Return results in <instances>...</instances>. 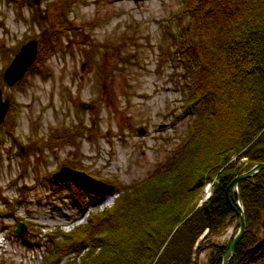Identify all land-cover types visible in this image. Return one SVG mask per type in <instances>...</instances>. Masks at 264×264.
<instances>
[{
	"label": "rangeland",
	"instance_id": "rangeland-1",
	"mask_svg": "<svg viewBox=\"0 0 264 264\" xmlns=\"http://www.w3.org/2000/svg\"><path fill=\"white\" fill-rule=\"evenodd\" d=\"M182 2L40 0L37 6L0 0V87L10 100L0 123V227L27 223L26 234L8 243L4 263L24 264L29 257L27 264H40L59 237L50 231L85 223L88 210L112 203L115 195L107 193L81 208L76 184L52 179L62 165L130 183L150 173L186 133L194 114H180L188 87L173 42L174 31L188 20L177 17ZM31 38L38 41L36 59L9 85L3 72ZM211 184L203 186L200 202ZM83 192L87 200L90 192ZM238 220L205 230L200 243L227 244ZM81 244L84 254L89 245ZM210 249L193 256L206 264Z\"/></svg>",
	"mask_w": 264,
	"mask_h": 264
},
{
	"label": "trees",
	"instance_id": "trees-1",
	"mask_svg": "<svg viewBox=\"0 0 264 264\" xmlns=\"http://www.w3.org/2000/svg\"><path fill=\"white\" fill-rule=\"evenodd\" d=\"M177 14L188 17L173 35L188 87L180 114H194L186 133L146 176L111 179L113 203L60 229L41 264L80 252L82 241L87 252L65 264H201L193 253L207 247L206 264H221L226 244L198 238L238 218L225 188L264 162V0H183ZM210 181L212 192L200 202ZM75 187L81 208L100 197L85 200ZM238 190L245 230L228 264H264V168L240 179Z\"/></svg>",
	"mask_w": 264,
	"mask_h": 264
},
{
	"label": "water",
	"instance_id": "water-1",
	"mask_svg": "<svg viewBox=\"0 0 264 264\" xmlns=\"http://www.w3.org/2000/svg\"><path fill=\"white\" fill-rule=\"evenodd\" d=\"M30 1L37 6L40 5V0ZM37 51L38 41L36 38H31L24 42L4 70L3 78L5 82L11 85L20 79L26 72L27 68L34 62ZM9 105L10 100L8 97L3 99L2 89L0 87V123L4 120ZM136 130L140 134H143L145 131L142 126L137 127ZM262 168H264V162L254 163L249 168L237 173L225 188V198L233 208L234 212L238 215L239 225L237 231L229 239L223 250L221 264H228L229 258L233 254L235 246L245 230V216L239 195L238 182L240 179L248 177ZM52 176L55 180L70 179L74 181L78 187L94 194H105L113 192L115 189L113 183L106 182L68 165H63L59 170L53 172ZM15 230L17 232H25L27 230L26 224L21 221L18 222Z\"/></svg>",
	"mask_w": 264,
	"mask_h": 264
},
{
	"label": "built area",
	"instance_id": "built-area-1",
	"mask_svg": "<svg viewBox=\"0 0 264 264\" xmlns=\"http://www.w3.org/2000/svg\"><path fill=\"white\" fill-rule=\"evenodd\" d=\"M8 243L9 242L7 241L6 237L3 235L2 232H0V255L2 254L5 255V251L7 249ZM26 260L28 262L29 257L25 258L24 264H27Z\"/></svg>",
	"mask_w": 264,
	"mask_h": 264
},
{
	"label": "flooded vegetation",
	"instance_id": "flooded-vegetation-1",
	"mask_svg": "<svg viewBox=\"0 0 264 264\" xmlns=\"http://www.w3.org/2000/svg\"><path fill=\"white\" fill-rule=\"evenodd\" d=\"M88 104V103H87ZM69 165V164H68ZM71 166V165H70ZM56 183H60L59 181H56Z\"/></svg>",
	"mask_w": 264,
	"mask_h": 264
}]
</instances>
